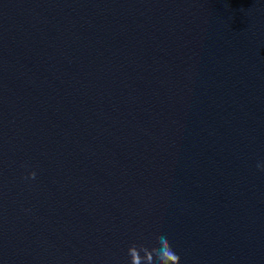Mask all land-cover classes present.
<instances>
[{
  "label": "water",
  "instance_id": "obj_1",
  "mask_svg": "<svg viewBox=\"0 0 264 264\" xmlns=\"http://www.w3.org/2000/svg\"><path fill=\"white\" fill-rule=\"evenodd\" d=\"M257 164L264 0H0V264H264Z\"/></svg>",
  "mask_w": 264,
  "mask_h": 264
},
{
  "label": "clouds",
  "instance_id": "obj_2",
  "mask_svg": "<svg viewBox=\"0 0 264 264\" xmlns=\"http://www.w3.org/2000/svg\"><path fill=\"white\" fill-rule=\"evenodd\" d=\"M257 169L264 172V165L257 164ZM35 177V172H29L26 179L32 180ZM158 242L159 248L152 249L144 245L131 244L127 249L129 264H180V256L174 251L167 237L160 236Z\"/></svg>",
  "mask_w": 264,
  "mask_h": 264
}]
</instances>
